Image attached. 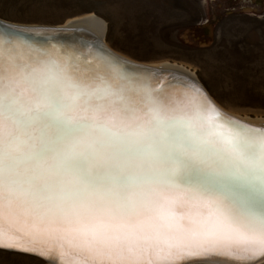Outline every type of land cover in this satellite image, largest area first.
<instances>
[{
	"label": "bare ground",
	"instance_id": "bare-ground-1",
	"mask_svg": "<svg viewBox=\"0 0 264 264\" xmlns=\"http://www.w3.org/2000/svg\"><path fill=\"white\" fill-rule=\"evenodd\" d=\"M58 27L101 38L140 63L108 45L96 16ZM140 64L173 69L204 87L182 65ZM34 69L54 71L36 82ZM164 80L126 70L71 38L0 32V200L19 207L0 211V243L35 248L63 264L208 257L242 264L264 254V189L253 190L260 205L253 199L245 208L229 188L217 192L187 178L196 165L263 168L264 139H241L218 120L208 123L199 96ZM205 90L226 113L264 124L226 110Z\"/></svg>",
	"mask_w": 264,
	"mask_h": 264
},
{
	"label": "rangeland",
	"instance_id": "rangeland-1",
	"mask_svg": "<svg viewBox=\"0 0 264 264\" xmlns=\"http://www.w3.org/2000/svg\"><path fill=\"white\" fill-rule=\"evenodd\" d=\"M87 15L104 22L118 53L182 65L223 108L264 121V0H0V19L20 25ZM0 264L47 263L0 251Z\"/></svg>",
	"mask_w": 264,
	"mask_h": 264
},
{
	"label": "water",
	"instance_id": "water-1",
	"mask_svg": "<svg viewBox=\"0 0 264 264\" xmlns=\"http://www.w3.org/2000/svg\"><path fill=\"white\" fill-rule=\"evenodd\" d=\"M7 24L6 22L0 21V32L10 36L14 35L15 37L23 38L25 40H32L33 38H52L53 40H66L71 38V40H77V42L81 43L82 45H89L99 52H102L106 57H108L112 62L115 64L123 67L126 70L132 72H140L143 74H147L148 76H152L156 79L165 78L164 81H169L170 84H180L187 86L196 96H199L206 105V118H208L212 125H216L218 120L221 122L222 126L225 128L228 127L232 132L238 134L241 139H244L245 136L253 137V138H262L264 139V124H253L242 119H239L233 115L226 113L224 110L220 109L208 96L205 88L193 77L186 76L184 74H180L173 69L168 68H160L154 66L143 65L140 63H133L130 62L121 56L113 53L101 38L94 37V38H84L83 35L80 36L77 31L69 32V28L59 29V27H50L45 26L42 28L48 29L43 31H51L50 35L49 32L36 33V31H32L31 29H23L24 27L16 26ZM41 28V27H39ZM62 28V27H60ZM209 112V113H208ZM208 115H210L208 117ZM172 120H179V119H172ZM186 121V120H182ZM206 122V121H204ZM220 126V124L218 125ZM244 136V137H243ZM243 137V138H242ZM234 145V144H233ZM253 152V151H252ZM178 156H180V152L178 151ZM263 168L255 167H248L245 171L236 173L235 170L231 169L228 172H220L216 169H200V165H196L191 167V172L187 178H190L188 181H196L197 184L203 187H212L215 191L220 192L223 188H229L232 193L238 194L240 197L242 196L245 198L243 204L245 208H251L254 206V203L251 200H256L253 194V190L261 191L264 189V166ZM203 170V171H202ZM261 188V189H260ZM213 190V191H214ZM261 197L260 194L256 195ZM242 199V198H241ZM243 200V199H242ZM257 201V200H256ZM258 205H260L259 201ZM263 208L264 212V204L260 205ZM0 250L31 256L38 258L47 264H63L58 259L53 258L51 255L45 254L35 248H27L25 246H17L14 244H6L0 243ZM216 261H223L219 258L211 257V258H196L193 260H186L183 262L175 263V264H217ZM242 264H264V254L257 258H253L243 262Z\"/></svg>",
	"mask_w": 264,
	"mask_h": 264
},
{
	"label": "clouds",
	"instance_id": "clouds-1",
	"mask_svg": "<svg viewBox=\"0 0 264 264\" xmlns=\"http://www.w3.org/2000/svg\"><path fill=\"white\" fill-rule=\"evenodd\" d=\"M54 70L53 69H34L32 70V78L36 82L45 80Z\"/></svg>",
	"mask_w": 264,
	"mask_h": 264
},
{
	"label": "snow or ice",
	"instance_id": "snow-or-ice-1",
	"mask_svg": "<svg viewBox=\"0 0 264 264\" xmlns=\"http://www.w3.org/2000/svg\"><path fill=\"white\" fill-rule=\"evenodd\" d=\"M15 208H19V207L15 203H13L12 201L0 200V211H3V210L12 211Z\"/></svg>",
	"mask_w": 264,
	"mask_h": 264
}]
</instances>
